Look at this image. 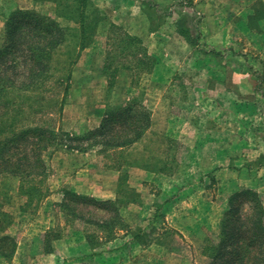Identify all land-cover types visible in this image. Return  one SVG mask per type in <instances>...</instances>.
Masks as SVG:
<instances>
[{
    "label": "rangeland",
    "instance_id": "obj_1",
    "mask_svg": "<svg viewBox=\"0 0 264 264\" xmlns=\"http://www.w3.org/2000/svg\"><path fill=\"white\" fill-rule=\"evenodd\" d=\"M14 3L20 4L24 10H34L46 15L64 28L78 27L75 21L76 4L69 0H0V47L4 41L5 17L10 13L7 7ZM65 5H70L73 12L65 15L66 11H61ZM99 11L103 16L101 22H110L109 17L100 9ZM168 13L167 11L165 17H155L150 14L147 18L156 23L162 18L167 21L175 16L172 12L170 15ZM180 18L189 19L187 16ZM196 19H200L199 16H196ZM101 24L95 29L96 34H92V43L82 51L91 50L92 46L96 47V40L97 43L101 42L98 45L103 48L105 42L102 43L100 38H105L108 42L109 28H104ZM172 30L173 27L165 28V34L171 35ZM110 35L116 39L120 37L116 33ZM187 40L190 42V38L187 37ZM189 44L190 47L184 55L160 56V61L161 57H164L166 67L172 70L171 75L166 76L161 72L160 76L144 75L142 78L138 75L128 76L117 73L120 68L124 69L123 66H134L143 71L150 70L155 65L156 59L143 61L140 65L137 61L138 65L135 66V59L132 57L124 59L123 55H119V50L114 48L116 54L111 55L112 58L108 59V63L111 62V66L116 65V67L101 70L104 60L97 54L81 55V51L78 56L71 55V59L75 61H67L70 56L62 55L67 52L65 46L55 50V55L50 60L52 67L50 70L54 75L47 82L48 92L45 101L46 107L53 106V110H50L51 118H45L48 122L46 126L55 129L61 126L62 113L58 114L56 109L62 97L67 117L70 119L72 114H76L75 111L91 115L90 111L96 110L91 106L96 103L105 106V114L113 107L125 105L133 99L150 113V126L135 146L124 149L121 153L112 151L101 153L100 146L84 150L89 152L97 150V153L91 154L89 158V161L96 166L95 170L98 168L104 170L112 166L120 169L121 174L116 183V199L119 198L123 202L132 200L131 204L134 205L129 207L130 204L122 203L120 213L127 226L121 229L117 237L107 242L94 239L89 241L87 236L91 235L93 226L80 221L67 222L57 206L60 202L52 203V199L48 198L51 192L50 186L52 188L53 184L60 180L56 171L61 169V161L64 160L63 165L73 164L74 161V157L70 155L65 158L60 153L54 155L56 151L66 148L62 143L42 155L46 177L43 178L41 190L37 193L42 194L38 203L26 205L27 198L20 193L18 177L0 175V214H3L0 215V237L8 236L16 244L12 257L0 256V264L208 263L209 259L203 253V248L216 243L220 221L229 207V199L234 193L239 192L235 191L227 199L225 198V188L231 183L230 174L238 175V171L234 169L244 163L247 156L243 154L248 153L246 150H249L252 144L249 140L244 142L239 138L242 136L239 134L242 129L238 119L242 116V109L235 106L236 86L233 85V78L230 79V70L237 67L235 58L230 54L227 56L228 59L213 53L202 55L200 53L207 52L202 46ZM233 46L235 47V44ZM92 52L94 51L91 50L90 54ZM100 55H103L102 52ZM222 64L225 65L222 67ZM225 67L229 69L227 77L225 74L221 76L222 68ZM168 73L169 70L166 74ZM69 74L70 79L67 77ZM126 78L133 81L138 78L140 88L136 89L135 95L125 92L122 83ZM221 81L229 85V100L221 90ZM173 84L177 86V90L171 89ZM185 87H188L187 91L184 90ZM224 103H229L228 107L221 106ZM249 115L252 114L249 112L245 114V116ZM91 130L78 136H83ZM176 131L182 135L181 141L178 140L179 145L172 143L174 142L172 133ZM184 133L195 135L196 138L191 139L194 149L189 146L192 144ZM81 146L86 148L87 144L82 143ZM78 151L82 152V150ZM80 161L83 163L85 159L81 158ZM130 167L145 169L152 174V178L145 181L142 180L144 178L137 177V182L140 184L138 188L129 187L125 184L128 177L125 170L128 171ZM223 169L228 171H222ZM158 175L161 179L155 181ZM166 182L169 184L174 182V184L168 194H163L160 187ZM120 183L130 190H121ZM242 190L249 189H241L240 192ZM250 200L245 203V209L248 208ZM156 210L157 214H155ZM169 212L176 215L188 213L189 217H193L194 213H198L199 216L207 214L210 217L218 214L221 218L219 223L215 222V229L217 226L215 238L208 237L209 233L204 234L203 231H199L194 237L196 245L199 244L190 250L192 247L190 242L186 239L182 242L178 233L169 228L166 220ZM180 223L183 224V221ZM48 231H51V235L45 237ZM138 232L142 233L140 237L136 236Z\"/></svg>",
    "mask_w": 264,
    "mask_h": 264
},
{
    "label": "trees",
    "instance_id": "obj_2",
    "mask_svg": "<svg viewBox=\"0 0 264 264\" xmlns=\"http://www.w3.org/2000/svg\"><path fill=\"white\" fill-rule=\"evenodd\" d=\"M69 1L76 4V28H64L54 19L31 10L16 9L5 17L4 41L0 47V175L20 179L19 190L27 198L26 205H34L42 198V194H37L46 177L42 155L49 149L64 143L68 149L84 151L100 146L101 153H121L141 140L150 126V113L134 99L108 110L100 125L83 136H70L46 126L45 118H51L50 110H53V106L46 107L45 101L47 82L54 75L50 60L55 50L65 46L67 52L62 55L70 56L67 61H75L71 55L78 56L92 43V34H96L95 29L103 21L102 13L90 0ZM63 10L65 15L73 12L70 5L63 6ZM108 28L110 34L120 36L116 39L108 34V47L117 48L124 59L132 57L136 60L137 55L145 56L136 38L125 32L117 33L120 29L112 24ZM146 60L152 59L136 60L135 65H138L137 61L140 65ZM109 64L107 59L105 68H110ZM67 77L70 79V74ZM57 106L56 112L61 114L63 97ZM82 143L87 147H82ZM119 186L121 190H130L122 183ZM248 200L247 210L245 203ZM128 202L119 198L97 201L67 190L57 206L67 222L80 221L93 226L91 235L87 236L89 241L107 242L127 226L120 212L122 205ZM141 234L138 232L136 236ZM49 235L51 231L45 237ZM15 248L12 238L0 237L1 257H12ZM203 253L209 259L206 264H264V210L256 193L242 190L230 197L229 207L220 221L218 239L216 243L206 245Z\"/></svg>",
    "mask_w": 264,
    "mask_h": 264
},
{
    "label": "crops",
    "instance_id": "obj_3",
    "mask_svg": "<svg viewBox=\"0 0 264 264\" xmlns=\"http://www.w3.org/2000/svg\"><path fill=\"white\" fill-rule=\"evenodd\" d=\"M90 1L94 7L98 10L100 9L109 17L110 22L106 23L104 27H109L112 24L116 29H120L116 31L117 33L122 34L125 32L138 40L144 50L145 56L137 55L136 60L156 59L155 65L150 70L143 71V69H137L134 66H123L124 69L120 68L119 73H117L118 75L125 74L129 76V74H133L138 75L140 78L144 75L160 76L161 72L166 76L171 75L170 71L172 70L166 67L165 61H163L165 60V55H184L190 47L189 43L202 46L207 51L200 53L202 55L213 53L218 56L220 55L224 59H228L227 56L230 54L235 58L237 67L230 70V79L233 78V85L236 86L237 96L235 97V106L242 109V116L240 115L241 117L238 119V123H240L242 129L239 133L242 136L239 138L243 139L244 142L245 140L247 142L248 140L251 141L252 146L249 150H246L248 153L243 154V156H247L244 163L237 165L238 168L234 169L238 171V175L234 176L230 174L231 183L225 188V198L227 199L235 191L249 189L257 194L264 210V0ZM7 8L9 12L14 9H22L20 4L16 3L8 5ZM167 11L169 12L168 15H170V12L175 15L169 18L171 19H168L169 21L162 18L155 23L147 18L150 14V16L165 17ZM181 16L184 18L187 16L189 19H182L180 18ZM196 16H199L200 19H196ZM167 27H173V30L170 31L171 35L165 34V28ZM187 37L188 39L190 38V42L187 40ZM100 39H102V43L105 42L103 48H100L98 45L101 42L97 43V40L96 42L94 40L96 47L92 46L91 48L94 52L90 54L91 50L85 49L81 52V55L97 54L104 60L101 70H105L106 59H111V55H115L116 52L112 47H108L105 38ZM234 44L235 47L233 46ZM101 52L103 55H100ZM161 55H164V57H161L162 60L160 61ZM227 64L228 62H226ZM223 65L225 64H222V67ZM109 66L111 68L116 67V65L111 66V64ZM164 69H166L165 73ZM168 70L169 73L166 74ZM224 74L226 77L229 76V69L227 67L222 68L221 76ZM134 80L126 78L124 83H122L125 92L132 95H135L136 89L140 88L138 78ZM227 81L228 79H226ZM104 83L106 84V78L104 79ZM220 84L223 94L229 100V85L224 84L222 81ZM176 88L175 84L171 85L172 90H177ZM187 89L188 87L184 88L186 91ZM247 94L252 96L248 97L246 96ZM214 100L216 101V99ZM228 105L229 103H224L221 106L228 107ZM232 105L234 106L233 102ZM91 108H96L95 112L93 110L90 111L91 115H84L75 111L76 114H72L70 119L66 114V106L63 107L61 126L58 129L61 128V131L68 133L70 136H78L85 131L96 129L100 120L105 115V106L96 103ZM248 112L252 115L245 116ZM251 130L252 132H250ZM186 136L192 144L189 146H191V149H194L191 139H195V135L187 134ZM172 138L174 140L172 143L179 145L178 140L181 141L182 135L176 131V133H172ZM96 151L89 152L87 150L80 152L64 148L54 153V155L60 153L64 155V158L70 155L74 157V161L73 164L69 163L68 165H63L64 160L61 161L62 167L56 171L60 180L56 181L52 188L50 186L51 192L48 198L52 199V203L61 202L64 190L82 196H89L97 201L116 200V183L121 171L118 167L115 168L114 166L108 169L105 168L104 170L101 168L95 170L96 166L89 161V158L91 154L97 153ZM81 158L85 159V162L82 163L80 161ZM251 163L252 165H249ZM222 171L228 170L223 169ZM125 172L128 173L125 184L129 187L138 188L140 184L137 182V177L144 178L142 180L145 181L152 178V174L145 171V169L130 167ZM242 173L243 175H240ZM156 179L155 181L161 179L160 175ZM173 184L174 182L171 184L166 182L165 185L160 187V191L163 194H168ZM132 202H128L130 204L129 207L134 205L131 204ZM157 212L156 210L155 214ZM202 217L205 219H202ZM220 218L221 216L219 217L218 214L210 217L207 214L199 216L198 213H194L193 217H189L188 213L176 215L169 212L166 216L169 228L174 229L173 231L178 233V237L182 239V242L185 239L190 242L189 244L192 246L190 250L199 244L197 243L196 245V238H194L199 231H203L204 234L209 233L208 235L210 236L208 237L215 238V232L217 231V226L215 229V222L219 223ZM154 219H156V216H154ZM182 221L183 224L180 223ZM195 263H197L196 259Z\"/></svg>",
    "mask_w": 264,
    "mask_h": 264
}]
</instances>
